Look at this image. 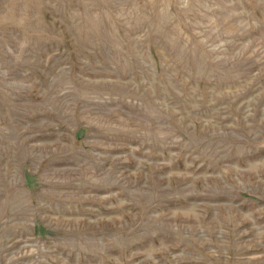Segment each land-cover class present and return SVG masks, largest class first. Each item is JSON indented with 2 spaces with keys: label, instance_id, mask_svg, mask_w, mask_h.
Segmentation results:
<instances>
[{
  "label": "rangeland",
  "instance_id": "rangeland-1",
  "mask_svg": "<svg viewBox=\"0 0 264 264\" xmlns=\"http://www.w3.org/2000/svg\"><path fill=\"white\" fill-rule=\"evenodd\" d=\"M0 264H264V0H0Z\"/></svg>",
  "mask_w": 264,
  "mask_h": 264
}]
</instances>
